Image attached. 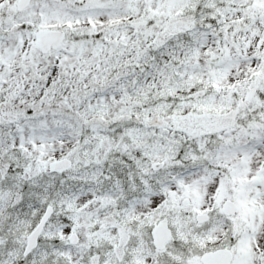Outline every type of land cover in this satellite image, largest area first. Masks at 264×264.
I'll use <instances>...</instances> for the list:
<instances>
[{
	"label": "snow or ice",
	"instance_id": "obj_1",
	"mask_svg": "<svg viewBox=\"0 0 264 264\" xmlns=\"http://www.w3.org/2000/svg\"><path fill=\"white\" fill-rule=\"evenodd\" d=\"M0 264H264V0H0Z\"/></svg>",
	"mask_w": 264,
	"mask_h": 264
}]
</instances>
